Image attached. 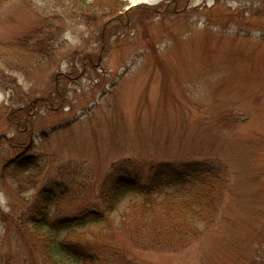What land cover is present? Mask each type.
<instances>
[{
    "label": "rangeland",
    "instance_id": "obj_1",
    "mask_svg": "<svg viewBox=\"0 0 264 264\" xmlns=\"http://www.w3.org/2000/svg\"><path fill=\"white\" fill-rule=\"evenodd\" d=\"M178 165L220 172L212 227L143 250L129 215L110 264H264V0H0V264L56 263L23 228L41 192L62 220Z\"/></svg>",
    "mask_w": 264,
    "mask_h": 264
},
{
    "label": "trees",
    "instance_id": "obj_2",
    "mask_svg": "<svg viewBox=\"0 0 264 264\" xmlns=\"http://www.w3.org/2000/svg\"><path fill=\"white\" fill-rule=\"evenodd\" d=\"M18 172L14 178L24 179ZM222 185L220 172L206 165L158 168L147 179L122 170L91 209L62 220L52 221L49 215L55 194L41 192L23 228L44 261L61 264L67 257L78 264H110L114 253L100 250L101 242L122 231L127 216H134L131 236L139 249L172 247L174 240L186 243L212 227Z\"/></svg>",
    "mask_w": 264,
    "mask_h": 264
},
{
    "label": "bare ground",
    "instance_id": "obj_3",
    "mask_svg": "<svg viewBox=\"0 0 264 264\" xmlns=\"http://www.w3.org/2000/svg\"><path fill=\"white\" fill-rule=\"evenodd\" d=\"M127 1H129L131 4L145 3L148 5H154L164 0H127Z\"/></svg>",
    "mask_w": 264,
    "mask_h": 264
}]
</instances>
